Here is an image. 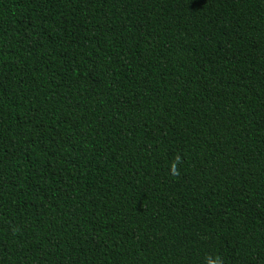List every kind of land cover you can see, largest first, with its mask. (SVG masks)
Masks as SVG:
<instances>
[{
    "label": "trees",
    "instance_id": "obj_1",
    "mask_svg": "<svg viewBox=\"0 0 264 264\" xmlns=\"http://www.w3.org/2000/svg\"><path fill=\"white\" fill-rule=\"evenodd\" d=\"M0 264H264V0H0Z\"/></svg>",
    "mask_w": 264,
    "mask_h": 264
}]
</instances>
